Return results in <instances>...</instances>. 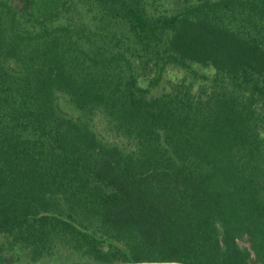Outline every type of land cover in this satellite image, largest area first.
I'll list each match as a JSON object with an SVG mask.
<instances>
[{
    "label": "trees",
    "instance_id": "16d2710c",
    "mask_svg": "<svg viewBox=\"0 0 264 264\" xmlns=\"http://www.w3.org/2000/svg\"><path fill=\"white\" fill-rule=\"evenodd\" d=\"M178 1L0 0V264H264V0Z\"/></svg>",
    "mask_w": 264,
    "mask_h": 264
},
{
    "label": "rangeland",
    "instance_id": "374dc122",
    "mask_svg": "<svg viewBox=\"0 0 264 264\" xmlns=\"http://www.w3.org/2000/svg\"><path fill=\"white\" fill-rule=\"evenodd\" d=\"M161 2L168 9L174 8V7H177V6L180 5V2L178 0H161ZM170 75H171L172 78H176V79L180 78V76H181L180 73L177 74L175 72H171L169 74V76ZM54 261L57 262V263L67 262V258L65 256L64 252L59 251V256H57Z\"/></svg>",
    "mask_w": 264,
    "mask_h": 264
}]
</instances>
